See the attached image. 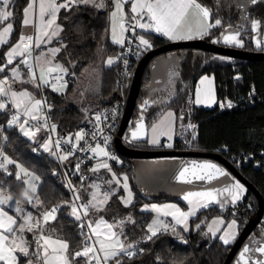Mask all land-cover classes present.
<instances>
[{
  "label": "trees",
  "instance_id": "16d2710c",
  "mask_svg": "<svg viewBox=\"0 0 264 264\" xmlns=\"http://www.w3.org/2000/svg\"><path fill=\"white\" fill-rule=\"evenodd\" d=\"M28 1L15 0L12 4L15 32L22 26L23 10ZM197 1L209 8L213 24L217 19L221 21L220 25L211 27L200 38L224 45L220 41L223 27L235 25L241 28V36L244 40L243 49L264 51V3H256L248 7L242 19L241 11L235 5H230L224 0ZM104 4L105 6L102 8L92 4H79L71 9H61L60 11L59 20L63 25V31L61 39L58 41L61 49L55 57V62L56 65H62L69 70V82L66 86L61 87L60 91L49 88L47 92L52 122L56 126V132L61 136H75L76 133L83 132L91 116L89 115L91 112L88 114L85 112V105L82 103L85 94L90 98L89 102L98 105V109L103 108L118 96L117 66H107L105 63L107 59L116 54L120 47L112 41L110 35V16L114 0H104ZM255 20L260 22L262 38L260 48L255 46L253 39V22ZM144 35L153 41V48L172 41L151 30L144 32ZM62 45H66V47H62ZM174 50L181 51L182 56L173 91L168 99L159 105L146 103L147 87L151 82L152 62L167 51L155 55L144 70L137 104L132 115L133 122L143 118L149 126L168 108H173L181 114V108L185 104L188 94L194 92L198 79L203 74H210L215 77L217 94L221 101L235 102L252 97L254 104H244V106L238 104L223 110L220 104L213 108L196 106L194 119L199 122V128L193 150L218 152L229 160L232 153L240 152L253 153L259 157L260 153L264 151V59H241L196 47ZM146 52L136 61L134 70ZM93 68L99 69L100 80L97 82L96 88H90L88 91L82 90V86L79 84L80 79ZM132 80L133 77L131 82ZM9 109L7 107L0 110V136L1 129L4 127L8 138V143L5 146V164L0 168V187L26 204L28 201L24 192H28L29 188L28 183H25L27 175L21 172V166L39 177L33 197L34 204L28 203L29 207L41 217L52 206H59L56 219L42 226L43 235L53 234L68 241L71 264H90L87 257L73 256L75 252L82 251L85 246L84 237L80 233L77 220L68 214L70 206L67 202L71 200L72 195L65 182L61 164L52 153L40 151L36 142L24 136L18 123L10 125V120L7 117ZM224 146L227 151L222 149ZM123 157L129 158V166H113L118 173L126 171L129 174L134 166V158L127 155ZM8 159L15 163H7ZM74 165L73 157L69 156L67 160H64L65 169L70 175L74 173ZM92 168H86V184L79 191V196L85 203L89 201L85 189ZM238 168L264 198L263 167L257 169L250 163ZM17 175H19V179ZM130 178L132 179L131 173ZM133 189L135 199L130 205H125L122 202L119 197L120 193L113 196L109 204L110 207H115L120 216L126 218V240L135 243V247H141L143 250L140 253H135L131 258L121 254L118 257L121 264H223L233 243L226 245L217 237L212 239L206 230V222L214 215H223L226 219L236 218L241 232L249 220L256 215L259 208L258 197L248 188L246 196L236 205L224 209L212 205L201 210L190 221L189 229L176 227L175 231L169 229L166 232H159L151 240H148L145 233L148 230L146 223L149 219V212L145 211L143 206L154 200L175 198L164 194L149 197L144 195L136 185H133ZM37 197L42 202L40 205H35ZM129 217L131 220L128 219ZM256 233L262 234L264 238V216L245 242L256 236ZM39 234L40 232L36 229L28 232L30 252L33 250L34 237ZM237 258L238 255L234 257L231 264H243L241 261H237ZM250 264H255V262Z\"/></svg>",
  "mask_w": 264,
  "mask_h": 264
},
{
  "label": "snow or ice",
  "instance_id": "6c2138e0",
  "mask_svg": "<svg viewBox=\"0 0 264 264\" xmlns=\"http://www.w3.org/2000/svg\"><path fill=\"white\" fill-rule=\"evenodd\" d=\"M12 0H0V21H7L10 17L13 16V12L9 11V6L11 4ZM36 0H29L28 6L24 8V19L22 21V25L27 26H34L33 19L30 18V13L34 9ZM252 3H256V0H252ZM79 4H92L95 7L102 8L105 6L104 0H99V3H97V0H64L63 3H56V0H48L47 4H45V0H41L39 5V27L37 29V34L35 37L33 36H24L21 34L19 41L11 48V50L7 53V60L8 64H11L14 57L16 56H24L25 53L31 54L32 51V44H29L28 46H23L24 41H34L35 47H39L42 42H46L45 38H47L48 41L52 39V37L57 36L61 31H63L62 26L57 24V18H58V12L60 9H71L73 6H77ZM115 11L112 12L113 17V26H112V38L113 41L119 44L124 43V39L122 38L123 33L128 31V29L125 27L124 23L121 22L120 24V33L121 36L117 37L116 34V24H115V17L117 15V11L121 12V21H123V3L122 0H115ZM147 10V13L149 15L150 20L152 23L145 24L140 23L137 21L136 26H138L141 29H154L157 33H163L165 36L169 37L170 39L177 40V39H190L191 37V27H187V32L184 31L186 27V20L188 17L189 10L195 9L196 15L199 16L200 20L198 22V30L197 35H202L206 33L207 29L220 25L221 21L219 19L215 20L214 24L209 23V19L211 16V13L208 8L202 7L200 4L196 3V0H135V3L132 5L131 11L133 13L143 12L144 10ZM48 15V19L45 20V15ZM135 19V17L133 18ZM259 21L253 22V27L259 26ZM13 29V25L11 23L7 24L6 27L3 28V31H0V44L5 43L4 37L11 33ZM132 31H135V27L132 28ZM237 35H231L226 36L225 40L229 43H235L242 46V41L237 39ZM139 42L141 45H143L145 48H150L151 44L150 42L145 39L143 36L139 37ZM62 47H66V45H62ZM53 55L58 53L60 51V48H55L50 50ZM116 59H119L117 57ZM37 60H40V57H37ZM24 64H28L27 60L22 61ZM109 64H112L114 60L112 58H109L107 61ZM48 65L51 64V61L46 62ZM7 67V65L0 66V72L4 71V68ZM28 67L31 69L32 66L29 64ZM12 75L16 77L17 79L20 78V72L17 68H13ZM47 73L51 76L52 73H64L67 71L62 65L57 64L55 67H47L46 69ZM37 79V73L35 71L31 72V80L35 81ZM39 79L43 81L44 84H49V80L45 78V67L44 65L40 68L39 73ZM54 79L59 82L62 77L56 76ZM207 79V78H205ZM53 88L56 91H60V88H56L55 84L52 85ZM66 86V85H64ZM6 87L10 89V85L8 84V80L5 78L3 80H0V96H11L14 98L15 101V107L19 108L21 104L23 103V98L27 97L31 99V94L28 92H10L6 90ZM39 87V85H37ZM45 103L43 100H35L30 109H26L27 114L32 117L33 120L39 119L38 116L33 115L34 112H39L41 110V106ZM147 103V102H146ZM197 103H200L199 100H197ZM7 105L3 102H0V109H4ZM231 106V105H229ZM50 107V106H49ZM172 114L169 113L168 116H171ZM20 117L19 115H14L9 122L11 124H17L19 123ZM96 120H100V116H96ZM20 123V128L23 131L25 136L35 137V132H33L31 129H26L25 124ZM44 127H47V124L45 123ZM55 125H52V128L55 129ZM40 129L37 128L36 131L38 132ZM144 125L143 123H140L139 125V131L140 134L143 135L144 133ZM134 138H138L137 133L134 132L133 134ZM158 135H168V132L163 131L159 125H153L152 126V143L156 144L158 143ZM85 138V134L83 132H78L75 134V144L72 145L73 149L75 150L79 146V142ZM93 139H95V136H93ZM66 143H72V137H69L68 140L65 141ZM51 141L45 143L43 145L45 150L49 149V144ZM56 147H60V141L57 140ZM107 141H105V144ZM171 147V145H168ZM85 151L90 150L91 152L95 153L98 156L101 157H108L109 153L106 150V147H101L99 144L96 145L94 148L89 149H83ZM74 155V151L68 152L67 154H64L60 158L63 160H67L69 156ZM115 159L114 157H112ZM7 163L12 164L15 163L11 159H8ZM194 167H198L200 169H212L215 171V173H218L220 176L228 175L223 169L218 168L216 165L213 164H196L193 162ZM4 167L2 163H0V168ZM77 170H79V164L76 165ZM100 168L109 169V165L107 163H100L96 166V168H93L92 171H98ZM21 171L24 172L26 175H31L32 180H38L39 177H36L34 174L27 173L26 169H23L21 166ZM187 171V169L185 170ZM181 178L184 177V173L182 172ZM113 176H115V173H113ZM17 178L19 179V175H17ZM199 179H204L205 176H198ZM215 178L211 173L207 175V179L211 180ZM124 180L127 181V177H124ZM116 183H119V179L117 178ZM27 184L28 182L25 181ZM107 183H112V181H107ZM32 189V192L35 193L36 186L35 184L29 185ZM71 187V185H70ZM97 188L96 192L92 193L91 200H89L87 203H83L79 206V209L76 207L75 203L72 205V215L75 217L77 221L82 219L81 216V209L83 216L89 215V209H92L95 212L102 211L104 207L107 205L109 199H110V193L99 192V185H95ZM123 187L127 188L128 185L125 183ZM215 191L212 192H202V193H189L187 196L184 197L185 200H188L190 196H199L205 199L207 202H212L216 200ZM224 191L229 192L232 202L235 203L241 198V194L245 191L244 186L239 183V181H236L234 184H232L229 188L224 189ZM24 196L28 203H33V197L28 195V192H24ZM75 200H79L80 196L78 192H74ZM11 197H5L0 198V204L7 203L8 200H10ZM125 204L131 202V193H129V199L124 201ZM42 202L37 197L35 199V205H40ZM191 203V201H190ZM200 207H207V203L199 205ZM59 206H53L50 210L45 211L40 218H34L31 213H27V215L23 218V222L18 225V227L14 228L13 226L17 224V221L12 217L9 216L6 212H3L0 210V261H4L5 264H16V256L14 253L18 250L19 252L23 253L25 256L28 255V246L27 241L23 237V233L25 230L28 232H32L34 229L38 230L40 232L39 240H42L44 243L42 245V252H43V259L45 260V264H70V261L67 256L69 243L66 240L63 239H57L52 240L50 236L43 235V225L47 224L49 221L55 220L57 212V208ZM153 209L156 211H159L160 208L158 206L153 205ZM166 208L174 209V211L165 213L166 215H171L176 220L177 224L184 225L185 229L188 227V218L191 216H194L196 213V208H190L189 211L184 212L181 211L177 206L175 205H166L164 206ZM221 207L223 205L221 204ZM17 211H21V209L18 207ZM131 220V217L128 218ZM34 221V222H33ZM134 223V221H132ZM121 225L124 223V221L119 222ZM158 223V222H154ZM216 223V221H214ZM236 221H231V224L229 225V228L232 229V232H226L225 236L221 237L223 242L225 244H228L230 242L229 237L232 239L235 238V232L234 229L236 227ZM100 224L107 225L108 232L110 235L102 234L98 229L100 227ZM161 227H163L165 230H167L168 225L161 224ZM81 228L85 227L84 223H81ZM87 227L89 229V232L91 234H84L81 233V235L84 237V247L82 251H77L73 254L75 257L84 256L89 257L90 254H92V257L95 259L96 264H101L102 261L107 262L109 260L114 261V264H121V261L118 257H120L121 254L126 255L127 257L131 258L133 255H135L134 251H130V249L134 248V245L129 243L125 245L122 241H120L117 238V235L115 232L112 231L113 225L107 224L106 221H104L102 218L96 223V226L93 227V224L91 221L87 222ZM211 230V229H210ZM16 231H19L21 235L19 237L13 236L12 240L10 241L9 246V236L5 233H15ZM159 231V227L154 228L152 225L149 226V232L150 235H148L146 238L148 240H151L152 237L157 235V232ZM173 231L175 229L173 228ZM115 238V239H114ZM51 245H56L57 247L51 248V255H49V248ZM39 246V241H38ZM98 246V247H97ZM143 251L142 249L140 250ZM250 249L245 246L243 252L241 253V258L244 257L246 253H248ZM254 251L259 252L261 254H264V247H257L254 249ZM102 253V256L100 255ZM31 264V262H30ZM255 264H264V260H256Z\"/></svg>",
  "mask_w": 264,
  "mask_h": 264
},
{
  "label": "crops",
  "instance_id": "0c3cea01",
  "mask_svg": "<svg viewBox=\"0 0 264 264\" xmlns=\"http://www.w3.org/2000/svg\"><path fill=\"white\" fill-rule=\"evenodd\" d=\"M14 1L15 0H12L11 4L9 6V9H8L9 11H12V4H13ZM40 2H41V0H36L35 5H34V9L30 13V18L32 16L35 27L31 26V25L25 27V26L22 25L20 27V29L17 32H15V25H14L12 17H10L7 21H0V31H3V28L6 27L7 24H9V23H11L13 25V29H12L11 33L4 37V40L6 42L0 44V66L7 65V67L4 68V71H2L3 73L6 70H10L11 71L14 68L13 64L15 63V61L18 58L21 57V56L14 57L12 63L8 64L7 53L11 50V48L15 45V43L19 41V38H20L21 34H23L25 36V34L28 33V32H31L33 30V28L34 29L35 28L38 29V27H39V5H40ZM47 2H48V0H45V4H47ZM63 2H64V0H56V3H63ZM28 3H29V1H28ZM28 3H27L26 6H28ZM122 3H123L122 12H123L124 19H123V21H121V18H120L121 17V12H119V11H117V15L115 17L117 37L121 36L120 24H121V22H124V20H126L129 17L130 13L132 12L131 9H132L133 3H135V0H122ZM196 3L200 4L202 7H206L204 4L200 3L197 0H196ZM206 8H208V7H206ZM115 10L116 9H115V0H114V7H113V9L111 11V16H110V21H111V24H110V31H111L110 35H111L112 41H113V38H112V26H113L112 12L115 11ZM60 11H61V9L58 12L57 24H59L63 28V25L60 23V20H59ZM136 14H138V15H148L146 9L143 12H139L138 11ZM23 19H24V13H23ZM47 19H48V15L46 14L45 15V20H47ZM199 20H200V18H199V16L196 15V10L195 9L189 10L188 17H187V20H186V27H185L184 31L187 32V27L188 26L191 27V29H192L191 37L192 38H190V39L200 38V37L204 36L210 29V28L207 29L206 33H204L202 35H197L196 33H197V30H198V22H199ZM255 21H258V20H255ZM209 23H212L211 22V16H210V19H209ZM149 30L155 32L154 29H144L143 32H142V36L145 39H147V37L144 35V32L149 31ZM61 34H62V31L57 36L52 37V39L50 41H48L47 38H45L46 42H42L40 44V46L37 47L36 59H37V57H40V60H37V71H38V73L35 71L37 73V76L40 73V68H41L42 65H44V67H45V73H46L47 67H49V66H51V67L54 66L55 67L56 66L55 57L57 56L58 53L53 55L50 50L51 49H55V48H60L61 49V47H60V45L58 43V41L61 39ZM158 34H161V35L165 36L163 33H158ZM236 34H238L237 35V39L242 41V46L238 45V44H235V43L226 42V40H225L226 36H231V35H236ZM125 37H126V32H124L123 36H122L124 41H125ZM165 37H167V36H165ZM167 38H169V37H167ZM253 39H254L255 46L257 48H260L261 47V42H262L260 23H259V26L255 27V29H254V37H253ZM171 40L172 41H179V40H187V39H177V40L171 39ZM220 41L224 45H229V46L242 48L244 46V40L242 39V36H241V28L239 26H235V25H227V26H225L223 28V30H222V33H221V36H220ZM114 43L116 45H118V46L122 45V44H119V43H116V42H114ZM47 61H51V64L48 65L46 63ZM106 65L111 66L108 62H107ZM31 72L32 71H23V72L20 71V78L17 79L16 77L12 76V78L9 79V82H8V84L11 86L10 89H8L6 87V90H8L10 92H25L26 91V92L31 94V99H29L27 97L23 98V103L21 104V106L19 108L16 107L18 112L15 115H19V117H20L18 125H19V129H20V131H21V133L23 135H24V133H23V131L20 128V123H24V121L27 120V119H32V117L27 114L26 109H30L32 103L35 100H42L41 95L38 92L39 87H37L38 79H36L35 81H32L31 80ZM205 78H207V79H205ZM94 88H96V87H94ZM0 97L2 98L1 102L5 103L7 105L4 109H6L7 107L11 108L12 106H15L14 98H12L10 95L7 96V97H4V96H0ZM89 99L90 98L86 97V94H85V97L82 100L83 105H85L84 110H85V112H87V114H88V112L92 113L94 110L99 108L98 105H96V104H94L92 102H89ZM194 100H195L196 106L199 107V108H213L217 104H220L222 106L224 103L227 102L225 100L221 101L218 98L216 80H215V77L213 75H210V74H203L198 79L197 84L195 86V90H194ZM197 100H199L200 103H197ZM42 106H41V110L39 112H34L33 113V115H36V116L39 117V119H36V121H42L43 118H44V111L42 109ZM4 109H0V110H4ZM91 113L89 115H91ZM169 113H171L172 115L168 116ZM181 118H182V113L179 114L175 109L168 108L160 115V117L154 123H152L151 125L147 126V129L144 128L143 131H144L145 134L141 135L140 131H139V125H140V123H143L142 119H138V120H141L140 123H138V120L137 121L135 120L133 122L132 126L130 127L131 132H130V130H127L126 134L128 135L130 140L136 142L137 144H139L141 146H146V147H149V148H155L163 140H165L167 138H174L176 136L177 128H178V125H179V123L181 121ZM153 125H159L160 128L163 131L168 132V135H158V137H157L158 143H156V144H153L151 142L152 141V126ZM25 128L28 129L26 125H25ZM32 131L36 133L35 137L34 138L30 137V136H26V137L29 140L36 142L37 145H38V149L40 151L49 152V153H51L52 151L54 152L53 142H52L50 136L47 134L46 131L41 130V129L38 132L36 130H32ZM134 132H136L137 136H138V138H136V140L131 138L132 137L131 135ZM49 140L51 141V143L49 144V149L50 150H45L43 145L45 143L49 142ZM141 159H145V158H141ZM181 159H182V162H181V164H182L185 161V159L184 158H181ZM133 165H134V168L136 170V166L140 167L141 164H140V162H138V164H137L135 161H133ZM93 168H96V167H93ZM109 168H111V170L117 176L119 175L122 178H124L126 176L127 177V181L126 182L128 183V185L130 186L131 189L133 188L132 185H136L137 188L139 189L138 185L136 183H134V181L132 182V180H134V177H133L134 176V172H133V170L130 172L132 174V179H131L130 178V173L128 174V172H126V171H122L121 173H118L117 169L113 165H109ZM92 169H90V179L88 180V183H87V186H86V189H85L87 198H89V196H90L91 186L99 185L100 189H102V188H106L107 189L106 186L103 187L101 184L103 182V183H105L107 185L108 179L110 177H112L111 176V170L109 171V169L100 168L98 171H95V172L92 171ZM227 171H230V170H227ZM232 174H233V178H231V179L229 178V180H227L225 184H223L220 187L215 189L216 190L215 191V195H216V200L215 201L207 202V201H205L204 198L199 197L198 199L192 200L191 203H190L189 201H187L185 199L177 198V197H174V196H171V195H167V196L174 197L175 199H172V200H170V199L169 200H154V201L146 203L143 206V209L145 211L149 212L148 213L149 214V219H148V221L146 223L147 228H148L146 234L148 233V235H150V232H149V226L150 225H152L154 228L159 227V231H160V228H163V227L160 226L161 224L168 225L167 230H169V229L172 230L173 228H176V227H184V225H182V224H177L176 220L173 218V216L165 214V213L174 211V209H170V208L164 207L166 205H175L181 211H184V212L189 211V209L193 208V207H195L197 209L195 215L188 218V222H187L188 223V227H187V229H189L191 227L190 221L193 218H195L201 210H203L205 208H208V207H210L212 205H215V206H218V207L224 209V208H227L229 206L236 205L238 202H240L246 196L247 191H248V186L244 182H242L233 172H232ZM135 175H136V172H135ZM179 180L184 181V182H186V181H189V182L190 181H194V180H190V179H186V180L179 179ZM196 180H200V179H196ZM236 181H239V183L244 186L245 191L241 194V198L238 201H236L235 203H233L229 192L224 191V189L229 188ZM107 191H109V190H107ZM110 191H111V189H110ZM114 191L117 194L122 192L121 190H116V188H115ZM133 194H134V197H132L133 200L130 203H128V204H125L123 202V200L121 198L120 199L122 200V202L125 205H130L131 203H133V201L135 199V191H133ZM161 194H163V193H161ZM161 194H159V195H161ZM155 196H157V195H152V196H149V197H155ZM5 197H11V199L8 200L7 203L0 204V210H2L3 212H6L9 216H12L17 221V224L13 226L14 228L18 227V225L23 222V218L27 215V213H31L34 218H40L39 215L32 208L29 207L28 203L24 204L23 202H21L20 200L15 198L12 194H10L8 191H6V190H4V189H2L0 187V198H5ZM204 203H207V207H200L199 206V205L204 204ZM221 204L223 205V207H221ZM153 205L158 206L160 208V210L156 211L155 209H153V207H152ZM18 207L21 209V211H17ZM122 217L123 216H121V218ZM101 218L104 221H106L107 224H111L110 221L107 219V217H104V216H100L99 219L96 221V223ZM233 220H235L237 223H236V227L234 229L235 238L232 239L231 237H229L230 242L228 244H232V243H234L236 241V239L238 238V236L240 234L239 222L237 221L236 218L226 219L223 215H214L206 222V230H207V232L209 233V235L211 236L212 239L217 237L218 239H220L223 242L221 237L225 236L226 232H232L233 231L232 229L229 228V225L231 224V221H233ZM214 221H216V223H214ZM154 222H158V224H156V223L154 224ZM98 230L102 234L110 235V233L108 232V229H107V225H105V224H100V227H99ZM112 231L116 233L117 238L120 241L124 242L125 245L131 243V244H133L135 246V243L128 242L126 240V238H125V233H126L125 232L126 231L125 222H124L123 227H121V230H115V228H112ZM159 231L157 233H159ZM5 234L9 236V246H10V241L12 240L13 236L19 237L21 235V233H19V231H16L15 233H12V234H9V233H5ZM27 235H28V231L25 230L24 233H23V237L27 241L28 255L25 256L23 253H21V252H19L17 250L14 253V255L17 258L16 264H30V262H31V264H45V260L43 259V252H42V257L40 259H37V258H35V257H33L31 255V252H30L31 245H30V242H29V239H28ZM44 235L45 236H50L52 240L63 239V238L58 237L57 235H53V234H48L47 233V234H44ZM63 240H65V239H63ZM43 243L44 242L42 241V243H41V251H42ZM228 244H226V245H228ZM52 247H57V246L56 245H51L50 246L49 255H51V248ZM67 256H68V259H69L70 264H71V259L69 257V253L68 252H67ZM109 262H112V264H114L112 260L107 261V264H109ZM0 264H5V262L4 261H0Z\"/></svg>",
  "mask_w": 264,
  "mask_h": 264
},
{
  "label": "built area",
  "instance_id": "2783aa9c",
  "mask_svg": "<svg viewBox=\"0 0 264 264\" xmlns=\"http://www.w3.org/2000/svg\"><path fill=\"white\" fill-rule=\"evenodd\" d=\"M135 17V19H133ZM137 21L140 23L149 24L152 23L148 15H138L136 13L131 12L129 17L124 20V25L128 29L126 31V37L124 43L119 47L116 54L111 56L114 60L111 66H117V76H116V88L118 96L112 102L107 104L101 109H96L91 113V116L83 130L85 134V138L79 142L78 148L75 150L73 149L72 145L75 144V136H61L59 135L55 129L52 128V116L50 113V102L48 99V92L47 89L53 88V84H55L56 88H61L64 85H67L69 82V70L64 73H52L51 76L45 73V78L49 80V84H44L42 80L39 79V74L37 76L38 85H39V92L41 98L45 103L42 106L44 111V118L40 123L39 121L33 119H27V123L25 124L29 129L36 130L37 128H44L47 134L50 136L53 145H54V157L59 161L61 164L65 182L71 192L72 198L67 204L70 206V210L68 214L75 219L72 215V205L75 203L76 207L79 209V206L85 202L81 200H75L74 192H78L85 186L87 180V172L86 168L88 167H96L100 163H107L108 165H116V166H129L130 160L129 158L123 157L124 155L119 152L116 148L115 142L116 139L120 136L119 129L121 125V121L124 118L127 105H128V97L131 89V78L134 74V65L136 61L140 58V56L147 50L152 49L154 47L153 41L147 38L150 42L151 47L145 48L139 42V37L142 36V32L144 29L139 28L136 26ZM135 27V31H132V28ZM37 33V28L25 34V36H33L35 37ZM32 44V51L31 54L25 53L24 56L18 58L15 63L13 64L14 68H17L19 72L23 71H37V59H36V52L37 47L34 45V41H24V46H28ZM119 57V59H116ZM27 60L28 64H24L22 61ZM31 65L32 68L30 69L28 65ZM54 67V66H52ZM12 71L6 70L4 73L0 72V80L6 78L9 82V79L12 78ZM61 76L62 79L57 82L54 77ZM238 104H248L253 105L254 99L249 97L248 99L241 100V101H227L221 106V109L237 106ZM231 105V106H229ZM182 110V118L178 125L176 136L174 138H167L163 140L159 145H157L156 149H174V150H192L194 147V142L198 137V128L199 122L194 119V112L196 110V104L194 100V92H190L186 98L185 104L181 108ZM18 112L15 106H12L8 112V119L11 120L12 117ZM100 116V120H96V116ZM24 121V122H25ZM45 123L47 127H44ZM133 124V119L131 118L128 122V126L131 127ZM128 130V129H127ZM126 130V131H127ZM126 131L123 135L120 136L122 141L129 145L130 147L141 148L136 142L129 139ZM95 136V139H93ZM1 140H0V163L3 165L5 164V146L8 143L7 135L4 131V127L1 129ZM69 137H72V143H66L65 141L68 140ZM60 141V147H56V141ZM105 141L107 143L105 144ZM99 144L101 147H106V150L109 153L108 157H101L96 155L95 153L91 152L90 150L85 151L83 149L94 148L96 145ZM171 145L169 147L168 145ZM223 150L227 151V148L224 146ZM74 151V155L70 157L74 158V173L70 175L64 166V160L60 157L63 156L65 153ZM114 157L115 159H113ZM230 160L235 163L237 167H241L242 165H249L250 163L257 169L263 167L264 169V151L260 153V156L257 157L253 153H232L230 156ZM79 164V170H77L76 165ZM71 185V187H70ZM53 207V206H52ZM51 207V208H52ZM50 208V209H51ZM49 209V210H50ZM58 210V208H57ZM81 216L82 219L77 221L80 233L84 234H91L87 227V222L89 220L88 216H83L82 209ZM56 214V213H55ZM81 223L85 224V227L81 228ZM164 228H160V232H166ZM39 235H36L33 240V250L32 255L38 259L42 257L41 251V243L42 240H39ZM39 241V246H38ZM98 247V246H97ZM142 248L135 247L130 249V251H134L135 253H140ZM102 256V253L100 254ZM88 261L90 264H96L95 259L92 257V254L89 255ZM101 264H107V262L102 261Z\"/></svg>",
  "mask_w": 264,
  "mask_h": 264
},
{
  "label": "rangeland",
  "instance_id": "374dc122",
  "mask_svg": "<svg viewBox=\"0 0 264 264\" xmlns=\"http://www.w3.org/2000/svg\"><path fill=\"white\" fill-rule=\"evenodd\" d=\"M224 2H228L230 3V5L231 4L235 5L241 11V17L243 19L245 15V11L248 7L255 5L256 3H264V0H256V3H252V0H224ZM31 19H33L32 16H31ZM253 29L255 28L253 27ZM181 56H182L181 51H178V50L168 51L167 53L158 56L152 62V67L150 71L151 82L149 86L147 87V103L149 104L156 103L157 105H159L163 101L168 99V96L173 91L175 80L178 76ZM108 60L109 59H107V61ZM107 61L105 62L106 64H107ZM99 80H100L99 69L93 68L89 72L87 71L85 73V75L80 79L79 84H81L82 90L88 91L90 88L96 87L97 82ZM39 122L42 123L41 121ZM40 129L44 130V128H40ZM139 146L146 147V146H141V145ZM51 153L55 155L53 151ZM181 158L183 157L171 156V157H152V158H145V159L135 158L134 161L137 164L138 162H140L141 165L140 167L136 166V170L133 166L132 170L134 172V176H133L134 183L138 185L139 190L146 196H152V195L158 196L159 194L163 193L165 195H171L177 198L184 199V197L187 196L189 193L211 192L215 190L216 188L220 187L221 185L225 184L226 181L229 180V178L230 179L233 178L232 172L226 171L228 175H224V176L217 175V176H214L215 178L211 180L201 179V180H194L190 182L181 181L179 179H176V173L178 172L179 168L182 165ZM135 172H136V175H135ZM27 173L34 174L28 171ZM113 173L114 172L111 170L112 177L108 179V181H112L113 184L107 183L106 185L105 183L102 182L101 185L103 187L106 186L107 189L99 188L100 193H104V192L110 193V199L107 205L104 207L102 211H99V212H95L92 209H89V220L92 222L93 227H95L96 221L99 219L100 216L107 217V219L113 225V228H115V230H121V227H123L124 223L121 225L119 222L126 221V218H123V217L121 218L118 212H116L115 207H112V206L110 207L109 204L113 196L117 194L114 191L115 188L116 190L122 191L119 194V197L123 200V202L129 199V193H131V201L133 200L132 197H134V194H133L134 189L130 188V186L124 180V178H122L119 175L117 176L116 174L115 176H113ZM117 178L119 179V183L115 182ZM26 179H27L28 188H29L28 195L34 197L35 193L32 192V189L29 185L34 183L37 188L39 181L38 180L33 181L31 175H27ZM125 183H127L128 185L127 188L123 187ZM96 191H97V188L95 187V185L91 186L89 200H91L92 193ZM198 198L199 196H195V195L190 196L187 201L190 202ZM260 233H256V234L258 236L262 235ZM147 236H148V233L147 234L145 233V237Z\"/></svg>",
  "mask_w": 264,
  "mask_h": 264
},
{
  "label": "water",
  "instance_id": "95a60500",
  "mask_svg": "<svg viewBox=\"0 0 264 264\" xmlns=\"http://www.w3.org/2000/svg\"><path fill=\"white\" fill-rule=\"evenodd\" d=\"M188 47H196V48H204L211 50L213 52L228 55L231 57H238L241 59H264V51H250L243 48H238L234 46L220 45L214 42H209L203 38H193L187 40H179V41H171L162 46L152 48L148 50L144 56L140 59L134 70V76L131 83V89L128 98L127 111L122 119L119 135H123L127 130V125L129 120L132 118L134 108L137 104V98L139 95L140 87H141V78L144 73V70L149 63V61L160 53H164L170 50L178 49V48H188ZM143 121L144 128L147 129V123L141 118ZM141 120H138L140 123ZM130 130V129H128ZM131 132V130H130ZM120 136L116 139L115 145L119 152L124 155H127L132 158H152V157H171L178 156L183 157L185 161L182 163L178 172L176 173V179H190L196 180L198 176H205L204 179H207V175L211 173L213 176L219 175L215 173L212 169H200L198 167H194L193 162L196 164H213L218 168L223 169L225 172L230 170L233 172L242 182H244L248 188H250L259 199V208L257 210L256 215L249 220V222L244 226L241 230L238 238L233 243L232 248L224 261L223 264H231V261L234 259L236 255H238L237 261H241L242 263H246L250 261L247 253L241 258V253L243 252L245 246L249 248V243L244 241L249 237L255 226L259 223V221L264 216V198L260 191L240 172L239 168L231 162L226 156L218 152H209V151H199V150H174V149H156L149 147H141L135 148L130 147L125 144ZM133 139L136 138L131 135ZM187 169V171H185ZM184 173V177L181 178V173ZM201 180V179H200Z\"/></svg>",
  "mask_w": 264,
  "mask_h": 264
},
{
  "label": "flooded vegetation",
  "instance_id": "af4514ba",
  "mask_svg": "<svg viewBox=\"0 0 264 264\" xmlns=\"http://www.w3.org/2000/svg\"><path fill=\"white\" fill-rule=\"evenodd\" d=\"M249 243L250 251L247 253L250 261L243 263V264H250L251 262H255L256 260H264V254L254 251L257 247H264V238L262 235H256L247 241ZM246 242L244 241V244ZM253 251V252H252ZM255 253V254H254Z\"/></svg>",
  "mask_w": 264,
  "mask_h": 264
},
{
  "label": "bare ground",
  "instance_id": "6f19581e",
  "mask_svg": "<svg viewBox=\"0 0 264 264\" xmlns=\"http://www.w3.org/2000/svg\"><path fill=\"white\" fill-rule=\"evenodd\" d=\"M129 98V97H128ZM122 122V121H121ZM127 129H130V127L127 125V127H126Z\"/></svg>",
  "mask_w": 264,
  "mask_h": 264
}]
</instances>
